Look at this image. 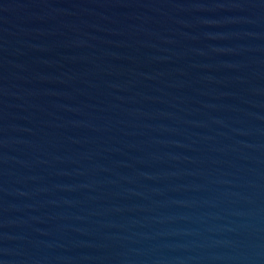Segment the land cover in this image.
Masks as SVG:
<instances>
[{
    "label": "water",
    "instance_id": "1",
    "mask_svg": "<svg viewBox=\"0 0 264 264\" xmlns=\"http://www.w3.org/2000/svg\"><path fill=\"white\" fill-rule=\"evenodd\" d=\"M0 264H264V0H0Z\"/></svg>",
    "mask_w": 264,
    "mask_h": 264
}]
</instances>
